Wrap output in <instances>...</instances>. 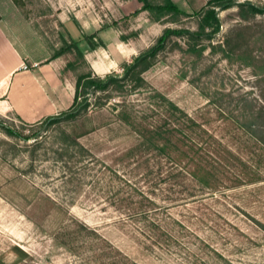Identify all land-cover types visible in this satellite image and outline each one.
<instances>
[{"label": "rangeland", "instance_id": "obj_1", "mask_svg": "<svg viewBox=\"0 0 264 264\" xmlns=\"http://www.w3.org/2000/svg\"><path fill=\"white\" fill-rule=\"evenodd\" d=\"M171 1L181 13L138 0L13 3L75 80L96 77L95 57L120 74L166 29L198 31L215 0ZM247 3L264 8L234 0L211 40L169 36L137 86L89 94L75 120L0 114V264H264V12Z\"/></svg>", "mask_w": 264, "mask_h": 264}, {"label": "crops", "instance_id": "obj_2", "mask_svg": "<svg viewBox=\"0 0 264 264\" xmlns=\"http://www.w3.org/2000/svg\"><path fill=\"white\" fill-rule=\"evenodd\" d=\"M0 6V114H14L26 123L68 110L75 98L76 79L66 72L67 60L52 57L51 49L38 43L37 35L12 0ZM119 47L118 55L123 57ZM101 77L115 65L105 54ZM108 60V61H107ZM67 73V74H66Z\"/></svg>", "mask_w": 264, "mask_h": 264}, {"label": "trees", "instance_id": "obj_3", "mask_svg": "<svg viewBox=\"0 0 264 264\" xmlns=\"http://www.w3.org/2000/svg\"><path fill=\"white\" fill-rule=\"evenodd\" d=\"M12 1L17 6L20 5L19 0ZM138 1L142 4L141 10H146L151 13H181L178 7L171 0H167V4L161 6H154L150 0ZM212 4H214L218 10H216L215 7H212ZM233 4L234 0L211 1L207 4L208 8L202 9L199 13L198 31H176L172 29H166L163 36L158 39L157 44L149 47L147 50L133 57L131 63H124L122 65V73L120 74L113 72L107 74L105 77H92V75L89 73L77 75L75 84V98L72 106L66 111L60 112L56 115L47 116L36 123L40 126H51L61 122L75 120L90 107L89 94H96L98 92L106 93L109 91L116 92L119 90V88L129 83H134V86H137L138 80L141 81V75L153 66L156 56L162 50H164L165 40L169 38V36L173 34L185 33L192 41L203 39L211 40L220 30L221 22L218 16L219 11L227 10ZM246 5H250L252 13L257 14L264 12V8L256 7L249 3ZM92 37L95 38V36ZM99 44L101 43L96 44L93 43L91 39L88 40L90 50H96L99 47ZM64 53V51H61V53L57 54L55 57H59ZM67 67H69V65ZM98 106H101V104Z\"/></svg>", "mask_w": 264, "mask_h": 264}, {"label": "bare ground", "instance_id": "obj_4", "mask_svg": "<svg viewBox=\"0 0 264 264\" xmlns=\"http://www.w3.org/2000/svg\"><path fill=\"white\" fill-rule=\"evenodd\" d=\"M156 34H153L152 36H150V38H143L142 41H140L137 44H133L131 47L126 48L123 51L124 55H133L135 54L139 49L144 48L151 40L152 38L155 36ZM127 44V43H126ZM122 47V46H121ZM105 58L107 59V56L104 54V56H99L95 61H93V65L95 66V68L97 69L98 72H102L104 69V61ZM108 61V60H107ZM107 74V73H106Z\"/></svg>", "mask_w": 264, "mask_h": 264}]
</instances>
